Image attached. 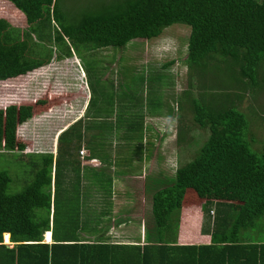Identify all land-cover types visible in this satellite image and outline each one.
<instances>
[{"label": "trees", "instance_id": "1", "mask_svg": "<svg viewBox=\"0 0 264 264\" xmlns=\"http://www.w3.org/2000/svg\"><path fill=\"white\" fill-rule=\"evenodd\" d=\"M6 3L18 9L28 25L50 18L51 7L58 42L67 38L75 46L123 48L136 39H156L174 23L188 25L191 31L181 62L201 77L214 62L227 65L223 71L230 72V84L202 85L200 97L187 92L188 108L178 102V110H191L192 122L206 129L208 135L197 155L174 170V182L149 190L155 189L152 216L159 235L161 231L164 235L166 229L168 236L164 240H148L144 245H112L61 237L55 229L53 243L44 242V233L52 222L54 159L48 153L31 158L35 177L20 192H9L13 177L9 170L0 169V264H264V241L249 242L242 237L243 230L264 218V146L261 153L250 148L249 139L255 133L248 118L254 115H246L239 105L246 86L259 81L264 65V0H92L83 10L79 4L77 13L73 6L66 10L63 0H0V12ZM11 26L8 18L0 16V80L26 74L47 62L30 54L29 38L7 42L4 35ZM65 45L68 47L67 40ZM174 62L175 59L163 66L167 68ZM163 66L153 63L147 67L159 68L157 72L167 79L170 74L160 71L165 70ZM224 89L228 91L225 99L230 98L229 103L219 102ZM4 112L0 108V154L3 150L14 153L24 144L18 142V130L6 124ZM134 113V121L141 116L143 121L148 112ZM158 115L156 112L155 116ZM115 122L116 129L128 123ZM129 123L133 131L129 136L136 140V146L143 147L140 141L146 131L142 126L138 130L137 122ZM76 127L77 124L70 126L59 139L62 141ZM189 127L185 129L181 123V140ZM79 131L76 140L80 144L83 133ZM104 139H88L86 143L101 144ZM151 154L149 148L148 157ZM11 156L24 159L22 153ZM59 178L57 169L55 181ZM162 178L161 175L159 179ZM189 189L206 198L207 205L215 199L217 205L225 206L218 209L221 215L215 216L210 243H178L183 201ZM204 211L206 218L207 209ZM233 213L235 223L231 225ZM4 236L7 243L12 241L15 245L8 246ZM50 236L46 233L47 240Z\"/></svg>", "mask_w": 264, "mask_h": 264}, {"label": "rangeland", "instance_id": "2", "mask_svg": "<svg viewBox=\"0 0 264 264\" xmlns=\"http://www.w3.org/2000/svg\"><path fill=\"white\" fill-rule=\"evenodd\" d=\"M91 1L63 0L66 10L73 6L74 13L79 11V4H82L81 10H83ZM49 13L50 18H45L35 25H28L22 13L9 3L4 4L0 12V16L8 18L12 22L4 39L7 42H12L29 38L28 51L30 54L38 58H45L47 61L31 72L0 80V108L5 110L6 124L18 130V139L21 134L20 130H23L20 127L25 124L28 128L25 126L24 128L32 138L29 144L34 143V146L42 149L46 148L42 145L46 144V137H40L38 131L47 132L46 136H48L50 130H57V120L47 121L46 119L51 117L47 114L53 113V109L59 111L58 107L61 106L64 99L69 98L72 101L66 107L70 109L73 118L77 113H80L81 107L84 105L83 102L89 99L90 95L91 102L94 103L93 109L95 110L99 105L103 107V112L106 114L115 111L127 116L129 111L148 112L145 118L147 124L145 129L147 128V130L140 142H143L142 152L150 148L152 154L149 159L146 158L144 169L146 172L154 171L152 178L157 182L155 186L163 185L165 182L167 184L174 182L176 175L174 170L197 155L203 145L202 142L207 139L208 135L206 129L192 122L193 113L191 110H181V108L178 110V102L188 108L189 94L187 96L185 94L191 92L193 96L200 97V92H203L202 85L205 84L227 87L230 84L227 74L230 72L223 71L227 65L224 67L223 64L214 62L201 77L199 73L196 75L195 71L191 70L187 64L182 63L180 58H185L184 51L186 52L189 37L186 38L191 31L188 25L182 23H174L166 27L156 39H136L123 48H97L94 44L75 46L67 38L60 39L58 42L57 24L51 16V7ZM66 40L68 47L65 45ZM173 59H175L173 64L167 68L163 66L164 63ZM153 63L158 67L163 66L165 70L160 71L170 74L166 75L167 79L165 76L162 78L161 74L157 72L159 68L147 67ZM217 66L219 67L217 68ZM219 68L221 69L218 70ZM99 87L100 90H98ZM72 92H80V94L74 98V96H70ZM227 93L228 91L224 89L219 102L230 100V98L225 99ZM240 103V108L246 115H254L248 119L253 123L252 132L257 138L252 135L249 139V146L254 152L261 153L264 146V65L259 72V81L256 85L250 83L246 86V92ZM156 112L160 115L155 116ZM166 113H169V116ZM170 113L176 114V116L174 117ZM57 114L60 115L59 112L52 115L57 118ZM179 115L182 118L178 117ZM181 123H184L185 129L190 125L188 132L182 134V140L179 138ZM90 124L94 126L92 130L97 132L95 133L97 136L100 133H104L106 137L117 135L109 129L111 127L109 124L106 125V129L100 128L95 120ZM67 135L71 136L70 131ZM120 140L122 139L116 138L115 143L121 144ZM18 142L22 144V141ZM140 142L137 141V143ZM254 143L255 145H253ZM100 145L105 146L104 144ZM20 149L22 151L24 148L20 145L14 153L21 154ZM3 152L0 154V169L9 170L13 177L9 192H20L35 177L32 160L27 157L18 160L11 156L14 153H8L5 150ZM129 156L130 154H126V157ZM132 156L134 157V155ZM143 156L145 157V153ZM58 164L60 166L58 168H61V161ZM63 165L65 168L59 169L60 178L54 183L56 192H79L76 182L82 176L80 169L76 168L75 162H64ZM168 167L173 169L170 168L169 171L164 172ZM66 168H73L71 177L67 176V179L66 174L69 171ZM85 173L86 178L91 175L90 170ZM159 174L163 176L162 179H159ZM165 175L166 180L164 181ZM106 176L104 180L101 178L103 177L102 173L98 172L97 178H101L102 186H96L98 187L96 188L97 193L115 191L117 184H112ZM140 180L142 179H137L135 182H142ZM126 182L136 185L133 181ZM154 191L155 189L152 190V192ZM191 196L198 197L193 189L187 191L185 198L190 199ZM204 200V197H200L196 203L201 204ZM66 203L72 207L75 201L68 200ZM146 204L148 203L146 202ZM76 207L72 210L73 214ZM73 214H69L68 217H73ZM101 218H105V216ZM75 232V229H71L69 234L63 231L58 233L61 237L82 238L80 233L75 234ZM242 237L244 241L249 242L264 241V218L257 220L254 227L244 230ZM4 242L6 243V236H4Z\"/></svg>", "mask_w": 264, "mask_h": 264}, {"label": "crops", "instance_id": "3", "mask_svg": "<svg viewBox=\"0 0 264 264\" xmlns=\"http://www.w3.org/2000/svg\"><path fill=\"white\" fill-rule=\"evenodd\" d=\"M100 89L99 87L98 90ZM89 93L92 94V92ZM78 94H80V92H72L70 96H74L75 98ZM91 100L92 97L90 95L89 99L83 102L84 105L75 118H73L70 109L67 108L68 103L72 102L69 98L61 102V106L58 107L59 111L53 109V113L47 114V116H51L46 119L47 121L55 119L57 120L56 124L58 123L57 130H50L48 136H46L47 132L42 133V131H38L40 137H46V144L42 145L47 149H39L37 146H34V143L29 144L32 140L30 133L24 128L25 124L23 127H20V129L23 130H20L21 134L19 138L22 144H26L22 146L24 148L22 151L20 149L24 157L31 160V158L40 157L43 154H53L54 168L53 182L51 185L53 197L50 214L52 222L50 229L46 230L44 233V242L53 243L55 229L65 233L68 232L66 234H69L71 229H75V234L80 233V235H82L81 239L112 245H144L148 240H152V242L159 240V238L160 240H164L165 236H168V233H166L165 229L164 235H162V231L160 235L158 234L159 232L152 216L151 200L153 193L149 190L157 183L152 178L154 171L146 172L144 169L146 158H150L148 157L149 148L142 152L143 147L133 146L136 140L129 136V133L133 134V131H130L131 125L129 122H137L138 130H141L142 126L143 130L146 131L145 126L147 124L145 123V118L147 114L143 116V121L142 116L139 117L140 119L138 121H134L135 118L131 116H135V113L132 111H129L130 113L132 112V114L129 113L127 116L115 111L106 114L103 112V107L99 105L94 110V103L92 104ZM57 112H59L60 115L57 114L58 117L56 118L55 115L52 114ZM93 117H99L101 119ZM93 120L98 122L97 125L102 129H106V125L109 124L111 126L109 129L117 135L106 137L104 133H98L99 135L97 136L95 134L97 132L92 130L94 126L90 124ZM118 120L128 123H124V126L120 129H116L117 122L115 121ZM74 124H77L75 131L70 132L71 136L69 137L67 135L61 141L59 139L60 136ZM79 130H82L83 133L82 143L80 144L76 140V135L81 133ZM105 137L106 139L101 140L103 141L101 144L105 146H101L96 142L91 144L86 143L88 139L95 140L97 138L100 141V139ZM116 138L122 139L120 140L121 144L117 145L115 143ZM110 143L112 144L109 145ZM81 150H85V152L82 154ZM143 153H145V157ZM126 154H130V156L134 155V157H126ZM105 157H107V160ZM59 161H61L62 164L61 168H58ZM64 162H75L76 168L80 169L79 171L82 176L76 182L79 192H56L54 183H56L57 169H64ZM72 170L73 168L68 169L69 172L66 174V179L67 176L71 177ZM88 170L91 171V175L86 178L85 172ZM98 172L102 173L103 177L101 178H104V180L105 175H107V179L110 180L112 184H117L114 192L97 193L96 188L98 187L96 186H102L101 178H97ZM59 175H61V173ZM160 177L161 174H159V178ZM137 179H142L140 180L142 182H135ZM126 181H133L136 185H131ZM199 198V196H191L190 199L185 198L183 201L177 235L178 243L180 244L201 245L212 242L211 233L215 216H220L219 210L225 209V206L217 205L215 199H212L213 202L207 205L205 203L207 200L206 198L201 204H197L196 202L199 201ZM68 200L75 201V204L71 207L66 203ZM146 202L148 204H146ZM75 207L76 210L73 214L72 210L75 209ZM204 208L207 209L206 218ZM69 214H73V217H68ZM103 216H105V218H101ZM234 219L235 213H233V217L231 216V225L235 223ZM46 233H51L50 240L46 239ZM10 243L12 245H9ZM9 244L7 245L13 247L15 242L11 241Z\"/></svg>", "mask_w": 264, "mask_h": 264}, {"label": "built area", "instance_id": "4", "mask_svg": "<svg viewBox=\"0 0 264 264\" xmlns=\"http://www.w3.org/2000/svg\"><path fill=\"white\" fill-rule=\"evenodd\" d=\"M85 152V150H81V153L83 154Z\"/></svg>", "mask_w": 264, "mask_h": 264}, {"label": "clouds", "instance_id": "5", "mask_svg": "<svg viewBox=\"0 0 264 264\" xmlns=\"http://www.w3.org/2000/svg\"><path fill=\"white\" fill-rule=\"evenodd\" d=\"M6 234V233H5ZM10 238H11V234H10ZM11 240V239H10Z\"/></svg>", "mask_w": 264, "mask_h": 264}, {"label": "water", "instance_id": "6", "mask_svg": "<svg viewBox=\"0 0 264 264\" xmlns=\"http://www.w3.org/2000/svg\"><path fill=\"white\" fill-rule=\"evenodd\" d=\"M10 234V233H9Z\"/></svg>", "mask_w": 264, "mask_h": 264}]
</instances>
